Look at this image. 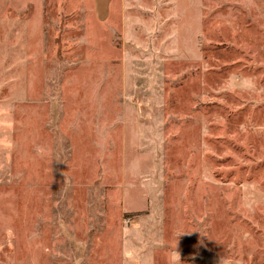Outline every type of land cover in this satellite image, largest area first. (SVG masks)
<instances>
[{"label": "rangeland", "instance_id": "374dc122", "mask_svg": "<svg viewBox=\"0 0 264 264\" xmlns=\"http://www.w3.org/2000/svg\"><path fill=\"white\" fill-rule=\"evenodd\" d=\"M95 1L0 0V264H264V0Z\"/></svg>", "mask_w": 264, "mask_h": 264}, {"label": "crops", "instance_id": "0c3cea01", "mask_svg": "<svg viewBox=\"0 0 264 264\" xmlns=\"http://www.w3.org/2000/svg\"><path fill=\"white\" fill-rule=\"evenodd\" d=\"M113 0H108V2L106 3L107 6L106 7H102V4L98 1H95L94 4L96 6V11L98 10V12L100 11L101 13V19L105 20L108 18V16L111 14V6H112ZM106 8V11H105ZM107 14V15H106Z\"/></svg>", "mask_w": 264, "mask_h": 264}]
</instances>
